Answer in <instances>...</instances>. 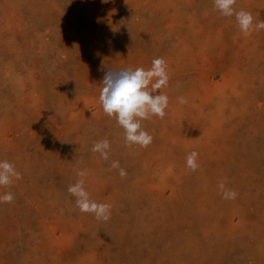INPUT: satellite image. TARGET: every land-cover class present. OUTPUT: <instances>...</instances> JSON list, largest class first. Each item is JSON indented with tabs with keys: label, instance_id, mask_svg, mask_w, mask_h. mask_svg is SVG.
Wrapping results in <instances>:
<instances>
[{
	"label": "rangeland",
	"instance_id": "obj_1",
	"mask_svg": "<svg viewBox=\"0 0 264 264\" xmlns=\"http://www.w3.org/2000/svg\"><path fill=\"white\" fill-rule=\"evenodd\" d=\"M234 8L264 20V0ZM158 57L169 107L128 146L103 75ZM0 160L22 174L0 187V264H264V30L245 36L214 0H0ZM80 170L108 221L67 191Z\"/></svg>",
	"mask_w": 264,
	"mask_h": 264
},
{
	"label": "clouds",
	"instance_id": "obj_2",
	"mask_svg": "<svg viewBox=\"0 0 264 264\" xmlns=\"http://www.w3.org/2000/svg\"><path fill=\"white\" fill-rule=\"evenodd\" d=\"M236 0H214V8L223 16H235L239 30L245 35L253 31L264 30V20H255L252 13L245 10L236 11ZM255 21V22H254ZM102 87L98 100L103 112L114 117L120 127L124 129L125 142L128 146L139 145L148 147L153 137L143 130L141 121L157 116L163 119L169 107V97L161 89L169 84L167 63L162 57L154 58L151 67L108 69L102 80ZM159 90V91H158ZM180 104H186L185 97H179ZM110 142L107 139L97 141L92 146V152L100 153L105 160L109 159ZM198 154L193 151L188 154L186 163L188 168L195 171L199 167ZM112 168H119V162L113 161ZM78 179L69 185L67 191L75 197L76 207L82 213H91L97 220L108 221L111 217V205L98 203L93 200L85 187L86 170L77 171ZM120 176L124 178L126 171L120 169ZM22 179V174L16 170L13 163L0 160V187H11L14 181ZM219 190L224 199H235L238 193L227 189L223 181L219 182ZM14 194L11 191L0 194V203L11 204Z\"/></svg>",
	"mask_w": 264,
	"mask_h": 264
},
{
	"label": "bare ground",
	"instance_id": "obj_3",
	"mask_svg": "<svg viewBox=\"0 0 264 264\" xmlns=\"http://www.w3.org/2000/svg\"><path fill=\"white\" fill-rule=\"evenodd\" d=\"M122 2V1H121ZM152 11V10H151ZM60 13H61V11H60ZM65 14V13H64ZM122 14H124V13H122ZM127 16V15H126ZM71 18V17H70ZM72 19V18H71ZM124 19V18H123ZM73 24H75V23H73ZM137 26V25H136ZM91 31H93V30H91ZM99 31V30H98ZM96 35V34H95ZM60 36V35H59ZM92 38V37H91ZM114 39V38H113ZM243 42V41H242ZM245 42V41H244ZM155 43V42H154ZM154 43H153V45H154ZM45 49V48H44ZM43 49V50H44ZM90 62V61H89ZM90 66V65H89ZM91 67V66H90ZM226 71H224V72H222L221 73V75H222V79H226ZM42 76V75H41ZM35 81H36V79H35ZM21 83V82H20ZM203 83V82H202ZM205 84V83H204ZM34 85V84H33ZM245 85V84H244ZM215 90H216V88H215ZM21 92V91H20ZM221 92H223V90H221ZM207 93V92H206ZM34 96V95H33ZM62 104V103H61ZM60 104V105H61ZM31 105V104H30ZM61 108V107H60ZM65 111V110H64ZM28 117V116H27ZM72 118V117H71ZM56 119V118H55ZM40 124V123H39ZM46 124V123H45ZM207 133V132H206ZM191 137V136H190ZM203 137V136H202ZM112 138V137H111ZM114 139V138H113ZM184 142V141H183ZM114 149V148H113ZM177 149V148H176ZM151 154H153V153H151ZM119 156V155H118ZM139 156V155H138ZM201 156V155H200ZM100 157V156H99ZM117 157V156H116ZM135 157V156H134ZM6 158V157H5ZM156 158H158V157H156ZM202 159V158H201ZM198 160H200V159H198ZM8 161V160H7ZM123 165V164H122ZM16 166V165H15ZM98 166V165H97ZM121 166V165H120ZM135 167V166H134ZM150 167V166H149ZM148 167V168H149ZM75 168V167H74ZM124 168V167H123ZM122 168V169H123ZM121 169V168H120ZM102 170V169H101ZM139 170V169H138ZM143 171V170H142ZM131 172V171H130ZM134 172V171H133ZM103 173V172H102ZM139 173V172H138ZM120 174V173H119ZM120 176V175H119ZM137 177V176H136ZM128 179V178H127ZM87 180V179H86ZM117 180V179H116ZM22 181V180H21ZM88 181V180H87ZM119 181V180H118ZM98 182V181H97ZM143 182H144V180H143ZM118 183V182H117ZM136 184H138V181H137V183ZM126 185H127V183H126ZM143 185V184H142ZM88 187V186H87ZM121 188V187H120ZM142 188V187H141ZM136 191V190H135ZM142 191V190H141ZM135 206V205H134ZM71 211V210H70ZM132 214V213H131ZM231 232H233V231H231ZM8 239V238H7ZM34 240V239H33Z\"/></svg>",
	"mask_w": 264,
	"mask_h": 264
}]
</instances>
